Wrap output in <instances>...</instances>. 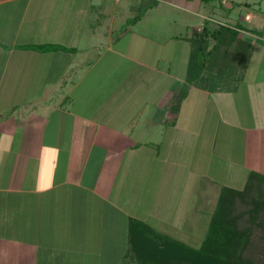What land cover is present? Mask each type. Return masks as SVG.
Here are the masks:
<instances>
[{"label":"crops","instance_id":"1","mask_svg":"<svg viewBox=\"0 0 264 264\" xmlns=\"http://www.w3.org/2000/svg\"><path fill=\"white\" fill-rule=\"evenodd\" d=\"M220 25L188 83L192 33ZM263 34L264 0H0V264H86L130 219L193 234L216 166L264 176Z\"/></svg>","mask_w":264,"mask_h":264},{"label":"trees","instance_id":"2","mask_svg":"<svg viewBox=\"0 0 264 264\" xmlns=\"http://www.w3.org/2000/svg\"><path fill=\"white\" fill-rule=\"evenodd\" d=\"M230 35L235 37L236 32L222 25L212 31L203 27L201 32L192 33L188 83L201 78L212 50L221 43L220 39ZM211 40L216 45L209 48ZM183 98L184 95L176 102L177 108ZM255 184L257 188L253 191ZM246 198L252 207L244 211L248 225L242 227L233 218V208L240 199ZM260 224L264 225V176L250 173L243 190L221 188L199 248L156 233L146 224L130 219V248L126 256L136 264H254L244 259V252L252 245V235Z\"/></svg>","mask_w":264,"mask_h":264},{"label":"rangeland","instance_id":"3","mask_svg":"<svg viewBox=\"0 0 264 264\" xmlns=\"http://www.w3.org/2000/svg\"><path fill=\"white\" fill-rule=\"evenodd\" d=\"M163 6V5H160ZM250 12H253V10H248ZM257 11H255L256 13ZM237 148L240 147L239 144L236 145ZM232 148V147H231ZM234 149V148H233ZM232 149V154L238 153L239 150L235 149L233 151ZM234 153V154H235ZM234 158V159H233ZM232 158V163L235 161V157ZM229 164V163H228ZM226 164V165H228ZM230 170H232V173L234 171L233 167L231 169L230 167H222L220 165L216 166V169L212 170V172L214 173V176L216 178V188H218V192L216 194V200H215V204L217 202L218 196H219V192L221 190L220 187H225V186H229V187H233L232 189L238 190L240 189L243 190V186L245 187L244 183L246 182H242L241 180H236V178H232L231 181H229L228 179V175L231 172ZM230 171V172H229ZM241 179H244L241 178ZM248 179V178H247ZM193 183V182H191ZM207 181L204 179H200L199 183H198V190L197 193L198 195V200L200 204H203V200L205 197H203L202 194V190L203 188L206 186ZM220 183V184H219ZM221 184H224L223 186H220ZM257 188V184L254 185L253 191L254 189ZM212 191V190H211ZM253 191L251 193H253ZM215 192V191H214ZM250 193V194H251ZM250 198V197H249ZM249 198L246 199H240V201L238 202V205L234 206L233 208V218L235 221L239 222V225L242 227H245L248 225V221L246 219V217L244 216V211L249 210L252 207V204L250 205L249 203H247V200ZM206 199V198H205ZM208 199H211L210 197H208ZM207 200V199H206ZM199 204V210L203 211V206H201ZM172 205V209H170L167 213H163V217L166 218V221H174L176 223L177 226L181 227L184 226L186 223H189L188 220H194L193 217H195V214L190 215L189 217L186 216L185 217V212L183 211L184 208L180 207L175 204L174 202L171 203ZM216 206V205H215ZM155 210V209H153ZM206 211V210H204ZM200 221L198 222V226L196 228H194L192 230L193 234H187V233H181L179 232V230H176L177 233H175L174 235H168V229L173 228L171 224L166 223V225L164 226L163 224H161V229H164V233L166 234L167 237H170L174 240L180 241L192 248H199L201 245V242L203 241L206 232H207V228H208V224H209V219L211 215H207L206 212H202L200 213ZM146 223L148 225V227H151V229H156L157 224V220L155 218H148L146 220ZM167 230V231H166ZM170 234V233H169ZM88 243L86 245H84V248L88 249V251L85 253L86 255V260L85 263L86 264H136V262L133 259H125L121 261V259L117 262L116 260H114L116 257L114 256H123V252L125 253L126 250L128 251L130 248V240L129 239H125L124 242H120V244L118 245H114V244H109V243H104L103 245H98V244H92V240L88 237ZM105 241V239H104ZM103 246V247H102ZM244 259H248L250 262L254 263V264H264V225L260 224L259 226L256 227V229L254 230V235H252V245L244 252ZM113 256V257H111ZM103 257V258H101ZM100 258L102 259L100 262ZM116 261V262H115ZM57 264H61V262L59 261Z\"/></svg>","mask_w":264,"mask_h":264},{"label":"built area","instance_id":"4","mask_svg":"<svg viewBox=\"0 0 264 264\" xmlns=\"http://www.w3.org/2000/svg\"><path fill=\"white\" fill-rule=\"evenodd\" d=\"M115 1H119V0H115ZM142 1H148L150 3H157V2H160L161 0H142ZM249 18H250V16H248V15L244 16V20L247 22H249V20H250ZM263 38H264V34H263Z\"/></svg>","mask_w":264,"mask_h":264}]
</instances>
